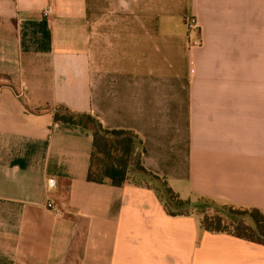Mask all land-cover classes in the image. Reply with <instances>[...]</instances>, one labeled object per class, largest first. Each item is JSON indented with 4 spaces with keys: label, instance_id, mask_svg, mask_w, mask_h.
Returning <instances> with one entry per match:
<instances>
[{
    "label": "crops",
    "instance_id": "crops-1",
    "mask_svg": "<svg viewBox=\"0 0 264 264\" xmlns=\"http://www.w3.org/2000/svg\"><path fill=\"white\" fill-rule=\"evenodd\" d=\"M0 80V264H264L263 240L205 231L197 207L87 181L92 132L50 111L135 132L182 198L264 224V0H0Z\"/></svg>",
    "mask_w": 264,
    "mask_h": 264
},
{
    "label": "trees",
    "instance_id": "trees-1",
    "mask_svg": "<svg viewBox=\"0 0 264 264\" xmlns=\"http://www.w3.org/2000/svg\"><path fill=\"white\" fill-rule=\"evenodd\" d=\"M50 111L55 122L84 127L92 132L87 181L117 187L132 184L152 189L165 211L172 216L189 215L200 204L201 209L198 207L197 212L205 231L264 241L263 214L258 208L219 203V210L209 213L204 205L213 200L200 198L194 205L174 191L164 177L146 170L140 161L142 141L135 132L104 128L90 114L73 112L64 106L53 107Z\"/></svg>",
    "mask_w": 264,
    "mask_h": 264
},
{
    "label": "built area",
    "instance_id": "built-area-1",
    "mask_svg": "<svg viewBox=\"0 0 264 264\" xmlns=\"http://www.w3.org/2000/svg\"><path fill=\"white\" fill-rule=\"evenodd\" d=\"M43 14L46 16L49 14V7L43 10ZM185 26L188 31V33L192 34V37L188 38V49L192 50L195 48H198L202 45V38L200 35V25L199 22L194 15H189L185 19ZM190 71H194L193 64L190 65ZM47 208H52V203L47 202L46 203Z\"/></svg>",
    "mask_w": 264,
    "mask_h": 264
},
{
    "label": "rangeland",
    "instance_id": "rangeland-1",
    "mask_svg": "<svg viewBox=\"0 0 264 264\" xmlns=\"http://www.w3.org/2000/svg\"><path fill=\"white\" fill-rule=\"evenodd\" d=\"M152 184H155L154 182L152 183ZM157 185V184H156ZM191 202V201H190ZM198 203V202H197ZM198 206V205H197ZM205 207H206V210L209 212V213H211V212H216L217 210H219V203H217V202H207L205 205H204ZM199 208L201 207V205L199 204V206H198ZM197 207V210L199 209ZM201 209V208H200ZM199 216H200V213H199Z\"/></svg>",
    "mask_w": 264,
    "mask_h": 264
}]
</instances>
